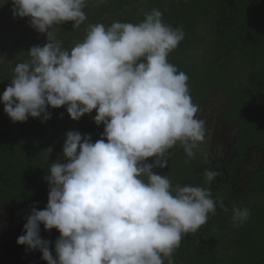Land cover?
<instances>
[{
    "label": "clouds",
    "instance_id": "obj_1",
    "mask_svg": "<svg viewBox=\"0 0 264 264\" xmlns=\"http://www.w3.org/2000/svg\"><path fill=\"white\" fill-rule=\"evenodd\" d=\"M7 2V0H5ZM14 17L29 19L45 34L43 46L28 50L0 94L12 122L51 118L49 108L65 107L76 121L95 110L101 138L68 131L62 156L48 167L47 204L31 209L16 243L38 250L46 264H175L183 237L195 233L222 198L210 188L173 185L154 170L168 165L169 150L179 144L189 158L205 138V122L196 117L186 73L168 60L184 39L182 28L163 21L159 9L139 23L90 24L82 42L70 50L54 39L53 26L86 19V0H11ZM150 161V162H149ZM220 173L205 170L206 182ZM250 210L233 206L235 227ZM59 232L54 242L40 236Z\"/></svg>",
    "mask_w": 264,
    "mask_h": 264
},
{
    "label": "trees",
    "instance_id": "obj_2",
    "mask_svg": "<svg viewBox=\"0 0 264 264\" xmlns=\"http://www.w3.org/2000/svg\"><path fill=\"white\" fill-rule=\"evenodd\" d=\"M11 9V0H0V94L8 85L1 83L6 70L29 60L31 47L47 42L27 17H14ZM152 9H159L165 23L185 33L168 60L189 77L193 103L201 109L208 97L222 98L214 133L215 140L223 142L219 154L197 162L177 144L169 150L168 165L154 170L168 176L173 185L210 188L213 198H222L229 209L217 207L198 231L183 237L172 258L175 264H264V0H99L86 4L87 19L78 28L71 21L53 26L54 39L70 50L83 41L90 24H135ZM14 25L21 33L3 41L1 28ZM3 107L0 104V205L19 217L33 207H46L44 178L49 165L59 160L54 151L64 130L90 135L95 142L104 126L94 123L95 110L74 121L65 107L49 108L47 121L29 117L14 123ZM216 132L224 135L216 138ZM205 170L220 175L206 182ZM233 206L250 210L242 226L232 223ZM52 231L40 226L41 238L49 239L54 248L59 232L54 229L52 235ZM18 237L7 241L0 237L4 258L7 254L12 264L44 261L38 250L18 245ZM0 264L7 263L0 259Z\"/></svg>",
    "mask_w": 264,
    "mask_h": 264
},
{
    "label": "rangeland",
    "instance_id": "obj_3",
    "mask_svg": "<svg viewBox=\"0 0 264 264\" xmlns=\"http://www.w3.org/2000/svg\"><path fill=\"white\" fill-rule=\"evenodd\" d=\"M99 0H86V4H94L95 2H98ZM22 29L18 25L9 26L7 28L2 27L1 28V35H4L5 40L12 41L14 40L20 33ZM12 53H17L15 51H11ZM7 75L5 79L1 82L2 84H9L10 79L13 76V68H9L6 70ZM11 75V76H10ZM219 96L214 95L212 97H208L201 109L196 113V117L198 119H201L205 122V138L203 142L198 143L197 147L194 149L195 155L191 157L193 160L197 162H207L209 159L217 156L219 154L218 147L220 151L222 150L221 145L223 144L222 141H217L214 138L215 133V125L216 120L219 119L218 115L220 114V103L222 101V98L219 100ZM214 131V132H213ZM67 133V130H64L63 136L61 139H59L57 142L58 147L55 148L54 156L57 157V159H63L62 156V147L65 140V134ZM215 135L216 138L219 136L224 135L222 132L217 133ZM216 148V149H215ZM66 162L64 159L62 163ZM30 211H27L23 213L21 216L17 217L13 215V213L7 209L4 206L0 205V237H6L5 241L9 238L14 239L18 235H22L23 233V225L27 222L26 217L30 215ZM54 229L52 231L53 235ZM3 235V236H1ZM50 241L49 239H46ZM49 249L52 251V254L55 255L54 248L51 244H49ZM9 256L6 254L5 258L3 257V252L0 251V259L4 261L7 264H12L9 262ZM12 262V260H11ZM15 264V262L13 263ZM38 264H46L45 261H39Z\"/></svg>",
    "mask_w": 264,
    "mask_h": 264
}]
</instances>
